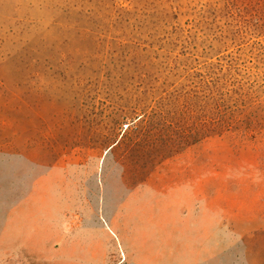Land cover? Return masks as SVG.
<instances>
[{"label":"rangeland","instance_id":"1","mask_svg":"<svg viewBox=\"0 0 264 264\" xmlns=\"http://www.w3.org/2000/svg\"><path fill=\"white\" fill-rule=\"evenodd\" d=\"M0 264H264V0H0Z\"/></svg>","mask_w":264,"mask_h":264},{"label":"trees","instance_id":"2","mask_svg":"<svg viewBox=\"0 0 264 264\" xmlns=\"http://www.w3.org/2000/svg\"><path fill=\"white\" fill-rule=\"evenodd\" d=\"M223 95H227V93H223ZM227 110L225 112H222L221 114H219L218 119H216V126L215 128L218 129V131H222V130H228L233 126V122L237 121V119H233L232 117L225 115ZM203 135H206V133H204Z\"/></svg>","mask_w":264,"mask_h":264}]
</instances>
